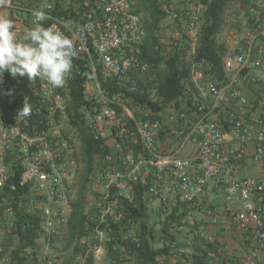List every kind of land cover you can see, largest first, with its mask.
I'll list each match as a JSON object with an SVG mask.
<instances>
[{
	"label": "built area",
	"instance_id": "built-area-1",
	"mask_svg": "<svg viewBox=\"0 0 264 264\" xmlns=\"http://www.w3.org/2000/svg\"><path fill=\"white\" fill-rule=\"evenodd\" d=\"M132 4L131 0H0V17L14 21L17 39L22 40L24 32L35 27L33 13L43 12L46 19L42 25L55 26L72 39L78 52L76 59L92 69L94 79L85 81V92L90 98L89 94L96 90L102 101H96L97 105L83 111L81 118L95 138L110 136L113 141V151L103 156L94 176L95 185L101 187L97 203L101 222L108 216L116 222L121 220L123 213L117 201L110 199L111 192L131 199L135 184L148 185L151 194L160 199L165 208L177 200L194 207L206 197L209 200V187H213L226 206L218 214L213 212L211 201L201 210L195 209L189 218L191 223H206L196 235L215 244L216 235L209 230L211 227L230 230L241 245L238 264H264V179L240 177L233 165L244 156L242 143L252 134L250 123L264 127V107L254 112L253 103L242 89L249 81L259 83L252 73L254 70L264 71V0H258L257 4L263 10L259 28L250 35L244 48L227 52L223 58L224 83L209 79L199 68L192 69L191 79L203 101L199 107L203 110L201 117L173 121L185 115L171 108L161 119L147 118L131 123L127 117L133 118V112L124 99L103 94L95 57L105 78L122 79L129 72L143 75L148 71L140 56L147 32L141 14L134 11ZM161 8L187 33L193 55L203 26L204 5L199 0L188 15L179 13L173 4L165 3ZM68 80L69 77L63 87L52 88L39 78L30 81L26 77H13L7 71L0 74V232H12L15 228V207L10 192L15 191L17 185L9 182L7 162L11 150L17 152L24 166L21 184H30L42 196L44 230L52 232L66 224L72 203L67 184L76 178L78 169L72 157L71 140L64 135L60 124L68 121L71 110ZM32 98L40 100L43 113L51 123L44 135L30 136L23 128L26 118H17L25 102L29 105ZM231 103L235 105V113L230 115L226 129L211 116ZM263 103L264 93L258 99V107ZM119 107L123 112H119ZM165 122H175L178 127L184 125L179 131L183 138L171 152H157V136ZM133 135L142 145L137 152L128 145ZM228 143L234 145L226 150ZM188 144L194 148L192 155L183 154ZM253 159L264 167L263 131L256 135ZM93 232L97 241L91 251L94 263H98L106 258V241L110 236L99 224ZM234 252L228 245H217L208 252L209 264H227ZM55 256L48 264H53ZM9 262L0 247V264Z\"/></svg>",
	"mask_w": 264,
	"mask_h": 264
},
{
	"label": "trees",
	"instance_id": "trees-1",
	"mask_svg": "<svg viewBox=\"0 0 264 264\" xmlns=\"http://www.w3.org/2000/svg\"><path fill=\"white\" fill-rule=\"evenodd\" d=\"M233 1H238L240 8L247 13V23L252 32L255 33L259 28L263 10L255 0H200L205 7L203 26L195 52L190 59H187L190 48L188 35L178 22L175 23L179 37L170 39L167 43L162 41L159 25L167 15L161 6L165 3L173 4L171 0H136V3L132 4L135 12L145 14L143 25L147 36L141 45L140 56L147 64L148 71L143 75L137 71L129 72L122 79L105 78L102 66L97 56L95 57L97 78L102 92L107 97L120 96L124 99L125 104L133 112V118L127 117V121L132 123L147 118L161 119L171 108L180 110L185 115L184 118L177 117L173 121H190L203 115V110H199L203 101L191 79V72L193 68H199L209 79L224 83L226 73L223 58L227 48L224 42L219 41L218 36L224 30L226 11ZM176 10L188 15L184 11ZM254 10L258 13L253 12ZM248 40L242 42L244 44L242 48L246 46ZM93 79L90 66L74 58L68 80L71 95L68 123L76 130L80 140L85 171L80 180L78 197L71 203V211L65 224L64 244L60 250L63 255L58 262L54 260L53 264H94L91 247L97 241L93 232L96 224L106 229L110 236L106 241L107 264H168L166 261L172 258H175V264H209L208 252L217 245L226 244L218 238L215 239V244L210 243L202 236L196 235L206 223L200 221L192 224L189 219L195 209L201 210L209 204L207 197L194 207L177 200L165 208L160 199L151 194L148 185L135 184L131 199L124 194L111 192L110 199L117 201L123 213L118 222L109 216L106 221L101 222L98 206L87 210L88 190L95 184L96 162L99 160L100 163L104 155L113 151L108 137L95 138L81 118L83 111L97 105L96 100L87 96L84 87L86 80ZM131 87H134V90H131ZM261 87H263L261 91L264 92V86ZM252 103V110L257 112L258 101ZM232 107L230 105L224 110L214 111L217 115L215 121L226 129L230 115L232 112L235 113ZM29 108L31 114L26 117L23 124L25 132L30 136L46 134L51 123L43 113L44 106L39 99L32 98ZM118 110L123 112L121 107ZM183 126L178 127L175 122H165L157 136L156 151L171 152L173 150L170 149L171 144H175L174 147L178 146L183 138L179 133ZM128 145L136 152L142 149L136 135L131 136ZM9 152L7 156L10 168L9 182L17 185V189L10 192L15 207V228L9 233L15 235L17 246L11 251L8 264H37L41 248L38 240L45 236L47 241L52 243L54 236L46 233L42 226L40 202L42 196L30 184H21L24 166L20 163L15 150ZM150 181L151 179L149 183ZM155 200L160 203L157 211H154L151 205ZM182 237L188 243L187 248L180 246L179 240ZM238 251L228 258L227 264H238L242 254L240 250Z\"/></svg>",
	"mask_w": 264,
	"mask_h": 264
},
{
	"label": "clouds",
	"instance_id": "clouds-1",
	"mask_svg": "<svg viewBox=\"0 0 264 264\" xmlns=\"http://www.w3.org/2000/svg\"><path fill=\"white\" fill-rule=\"evenodd\" d=\"M33 15L35 27L27 29L22 40L17 39L14 21L0 17V74L7 71L13 77H26L30 81L39 78L52 88L63 87L78 52L72 39L55 26L45 28L42 25L46 19L43 12ZM30 114L25 102L17 118H26Z\"/></svg>",
	"mask_w": 264,
	"mask_h": 264
},
{
	"label": "rangeland",
	"instance_id": "rangeland-1",
	"mask_svg": "<svg viewBox=\"0 0 264 264\" xmlns=\"http://www.w3.org/2000/svg\"><path fill=\"white\" fill-rule=\"evenodd\" d=\"M133 5L136 3V0H131ZM191 3L197 7L199 0H192ZM142 16V19H145V14L140 13ZM245 19L242 17V10L240 9L238 1H233L227 8L226 11V25L224 27V30L219 34L218 39L220 42H222L224 39L229 37L231 30H235L238 34V39L240 40V43L244 42L249 39L250 35L254 34L250 27L247 25V23H244ZM174 21H171L170 18H164L162 19L160 25H159V31L161 34L162 39L165 41H170V39L174 38V35L176 32H174V29L171 28V26L174 24ZM188 41L190 43L189 48V54L187 56V59H190L192 56V41L190 40L189 36H187ZM236 39V38H234ZM233 52L235 51L234 48L227 52ZM257 78L264 79V71L261 70H254L252 72ZM260 79L259 83L263 84V81ZM262 84H260L262 86ZM90 98L96 100V101H102V96L96 92V90L93 91V93L89 94ZM168 113H166L167 116ZM165 117V116H164ZM212 117V116H211ZM214 119V118H212ZM171 123V122H170ZM61 129L65 136H67L72 143V157L77 161L78 169H77V176L75 179L71 180L67 184L68 193L71 199V202H75L78 197L79 192V184L81 177L85 171V165L81 156V145L80 140L78 138L77 132L75 129L71 127V125L68 123V121L61 122ZM109 144L112 145V140H108ZM171 150L174 148L175 144H171ZM175 149V148H174ZM173 149V150H174ZM99 167V160L96 162L95 169L97 170ZM101 193V187L96 186L95 184L88 190V204H87V210H90L92 207L97 206V203L99 202V196ZM154 211H157L159 209L160 203L158 200L154 201L152 204ZM213 233H215L216 238H218L221 242H224L226 245H229L227 242V239L225 238L226 231L230 232L233 236V232L230 230L224 229L222 227H211L209 229ZM65 231L66 226L65 225H59L56 227V229L52 232L46 231V233L53 234V242H48L45 236L41 237L38 240V243L41 245L40 252L38 254V262L37 264H48V261L53 255L55 256V261L58 262L60 260V257L63 255V252L60 250L63 247L64 244V238H65ZM186 231H184L183 235H185ZM184 237V236H183ZM183 237L180 238L179 243L182 248H187V244L185 240H183ZM95 244V243H93ZM17 246V239L15 235L10 234L7 231H1L0 232V247L3 249L4 255H6L9 259H11V251ZM235 251V250H234ZM238 252V250H237ZM168 264H175L176 260L175 258H172L171 260L166 261ZM94 264H107V257L103 260H101L98 263Z\"/></svg>",
	"mask_w": 264,
	"mask_h": 264
},
{
	"label": "crops",
	"instance_id": "crops-1",
	"mask_svg": "<svg viewBox=\"0 0 264 264\" xmlns=\"http://www.w3.org/2000/svg\"><path fill=\"white\" fill-rule=\"evenodd\" d=\"M192 0H171V2L174 4L175 8L178 9L179 11H184L185 13H190L192 11V9H194V5L191 3ZM256 3L258 4V0H255ZM242 17L243 19H245L244 23H247V13L242 9ZM252 14V13H251ZM169 18V17H167ZM171 21H173L170 18ZM248 25V23H247ZM172 29H174L175 35L174 38L179 37V32L177 29L176 24L174 23L171 26ZM235 30H231L229 37H227L226 39H224L222 42H224L226 44V48L227 51H230L234 48V50H240L244 44L240 43V40L238 39V34L235 33ZM236 38V39H234ZM163 42H168L165 41L164 39L162 40ZM260 82V77L258 78ZM263 81L262 83H255V82H247L246 84H244L242 86V89L245 93V95L252 101H258L259 97L261 96L262 92L261 91V85L264 86V79H261ZM264 104V103H263ZM261 104V107L257 108L258 111L260 112L262 107H264V105ZM233 106V107H232ZM231 107L232 109L235 108L234 103H231ZM231 108H228V110ZM218 114V113H217ZM215 117H217L216 114L212 115V118L215 119ZM250 129H251V135L245 139V141L242 143V146L244 148V156L243 158H241L238 161H234L233 165L236 169V172L238 173V175L240 177H254L257 179H264V167L260 166L259 164H257L254 159H253V154L255 152L256 149V135L260 132L263 131L264 132V127H260L257 124L254 123H250ZM232 145H234L233 143H228L226 145V150H228V148H230ZM184 155H192L194 154V148L192 145L188 144L186 149L183 152ZM209 191H210V195H209V201H211V207L213 209V212L215 214L221 213L224 209V207L226 206V204L223 202L218 190L216 188L213 187H209ZM225 238L227 239V242L229 244V246L233 249H235V251L237 252V250H240V243H239V239L237 236H233L230 232L226 231V235ZM239 252V251H238Z\"/></svg>",
	"mask_w": 264,
	"mask_h": 264
}]
</instances>
